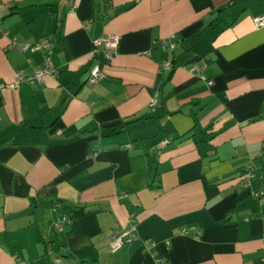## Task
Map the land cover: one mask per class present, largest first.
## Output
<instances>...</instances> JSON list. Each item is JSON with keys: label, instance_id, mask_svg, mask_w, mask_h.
Returning <instances> with one entry per match:
<instances>
[{"label": "crops", "instance_id": "0c3cea01", "mask_svg": "<svg viewBox=\"0 0 264 264\" xmlns=\"http://www.w3.org/2000/svg\"><path fill=\"white\" fill-rule=\"evenodd\" d=\"M261 14L264 0H0V264H264V179L241 177L264 174ZM47 37L55 73L30 81L43 53L21 46Z\"/></svg>", "mask_w": 264, "mask_h": 264}, {"label": "built area", "instance_id": "2783aa9c", "mask_svg": "<svg viewBox=\"0 0 264 264\" xmlns=\"http://www.w3.org/2000/svg\"><path fill=\"white\" fill-rule=\"evenodd\" d=\"M255 23L257 26L261 27L264 26V14L258 15L255 17ZM173 38L176 36L173 35ZM119 37L117 35L113 34H107L100 36L94 40L95 43V50L94 55H100L101 59L103 61H109L118 46ZM164 44H166V39L163 40ZM12 44L16 45L18 44V39L16 37L12 38ZM55 48V42L52 38H43L39 40L38 42H35L33 44H26L21 46V50L25 51L27 49H30L31 51L37 52L41 51L43 53V60L40 65H35L33 68V74L30 78V81H42L45 75H52L55 73V69L52 67V54ZM165 65L170 66L169 61L164 62ZM201 66L199 64H195L192 66L193 70H199ZM26 76L23 71H19L17 73V80L24 79ZM105 78V72L102 68V63H98L94 65L90 72V81L97 82L101 79ZM208 84H212L213 81L211 79L207 80ZM159 103L158 95L155 94L152 96L149 105L150 106H156ZM60 132V131H59ZM165 143H168V140H165ZM127 146H131V144H128ZM241 177L245 178L246 186H251L252 181L254 178H259L261 180L264 179L263 173H258L256 171V167L254 165H249L245 171L242 172ZM257 197L263 198L264 197V188L259 189L258 191L254 192ZM71 220L70 215L63 213V212H57L55 215V221L54 225L55 228L60 229L62 225L66 222H69ZM135 225L133 224L129 228L123 229L117 234H114L109 242V246L112 252H116L119 249H121L125 244L132 242L135 239ZM193 232V235L196 237H199L201 235V230L196 225H191L189 227H185L182 229L183 234H189L190 232ZM16 264H20L17 262ZM56 264H64L60 260L56 261ZM159 264H165L163 261H159Z\"/></svg>", "mask_w": 264, "mask_h": 264}, {"label": "trees", "instance_id": "16d2710c", "mask_svg": "<svg viewBox=\"0 0 264 264\" xmlns=\"http://www.w3.org/2000/svg\"><path fill=\"white\" fill-rule=\"evenodd\" d=\"M72 213H73V214H76V213H77V211H72Z\"/></svg>", "mask_w": 264, "mask_h": 264}]
</instances>
